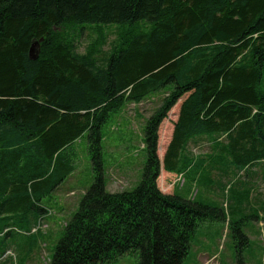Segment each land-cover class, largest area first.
Returning <instances> with one entry per match:
<instances>
[{"label": "trees", "instance_id": "trees-1", "mask_svg": "<svg viewBox=\"0 0 264 264\" xmlns=\"http://www.w3.org/2000/svg\"><path fill=\"white\" fill-rule=\"evenodd\" d=\"M146 100L158 105L144 126L142 178L110 191L103 125ZM177 104L161 157L160 127ZM86 132L94 181L49 264H100L134 251L138 264H184L200 222L226 211L177 185L163 192L162 171L229 193L230 223L248 244L237 218L245 199L232 202L228 179L256 180L242 191L264 202V0H0V264L29 261L32 247L19 235L41 232L50 210L42 200L73 173ZM202 141L210 151H198ZM237 264H246L242 253Z\"/></svg>", "mask_w": 264, "mask_h": 264}, {"label": "rangeland", "instance_id": "rangeland-1", "mask_svg": "<svg viewBox=\"0 0 264 264\" xmlns=\"http://www.w3.org/2000/svg\"><path fill=\"white\" fill-rule=\"evenodd\" d=\"M115 29V28H114ZM90 31V30H89ZM86 31L85 34H87ZM91 33V31H90ZM85 36V35H84ZM82 39L80 50L84 51L90 40V35ZM109 45L105 47L108 49ZM158 105V100L136 105L130 104L122 110L111 112L110 117L103 125V158L107 189L110 191L132 189L142 178L143 169L147 161V152L144 149V126L146 119ZM179 104L169 113L160 127L159 155L162 157L171 135L175 119L178 116ZM202 145V146H201ZM198 151H210V144L200 142ZM77 156L73 173L60 185V187L43 198L42 204L50 210L45 213L43 228L37 235L22 233L19 240L27 244L29 261L26 264H49L54 254L55 246L62 236L65 224L78 209L86 190L94 181L93 162L88 151V132L75 143ZM251 179V178H250ZM252 180V179H251ZM249 180L243 176L229 177L228 181L235 182L230 196L236 200L245 199L238 211L237 218L240 227L250 242L240 244L241 236L234 231V223H230L228 213L229 193L221 192L216 187L206 190L194 183L188 186L185 180L162 171L158 184L165 193L180 191L186 196L198 201H206L216 208H224L226 217L221 219H206L200 222L196 233L192 237V247L184 264H237L238 253L245 257L246 264H264V202L253 199V192H243L256 185V180ZM264 193V179H258ZM229 189V187H228ZM227 189V190H228ZM249 196V197H248ZM236 216L231 214V220ZM34 239L37 240L33 244ZM221 243L224 244L219 256L213 254L219 251ZM10 252V251H9ZM137 251L125 254L110 262L100 264H138Z\"/></svg>", "mask_w": 264, "mask_h": 264}, {"label": "water", "instance_id": "water-1", "mask_svg": "<svg viewBox=\"0 0 264 264\" xmlns=\"http://www.w3.org/2000/svg\"><path fill=\"white\" fill-rule=\"evenodd\" d=\"M44 40V37H41L39 40L35 39L32 41L29 49V56L32 59H36L41 52V42Z\"/></svg>", "mask_w": 264, "mask_h": 264}]
</instances>
